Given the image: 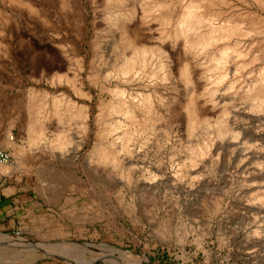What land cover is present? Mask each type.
I'll list each match as a JSON object with an SVG mask.
<instances>
[{
    "label": "rangeland",
    "instance_id": "374dc122",
    "mask_svg": "<svg viewBox=\"0 0 264 264\" xmlns=\"http://www.w3.org/2000/svg\"><path fill=\"white\" fill-rule=\"evenodd\" d=\"M111 1L0 0V150L12 157L6 166H18L20 148L32 149L27 128L33 102L47 113L56 99L63 108L71 105L61 123L53 112L48 116L46 138L28 156L31 170L0 171V185L9 181L35 205L25 231L4 237L51 245L67 254L73 243L107 246L116 257L129 254L128 264H264V104L241 92L253 93L264 80V40L228 45L241 55L220 67L212 59L227 46L214 43L204 49L196 67L204 78L196 92L223 99L204 114L207 126L194 130L188 126L193 91L182 76L184 63L177 56L172 63L164 55L150 58L148 84L156 88L143 92L165 118L150 122L153 131L144 138L145 130L138 129L134 147L139 150L140 141L146 142L145 164L155 176L146 190L138 189L127 185L121 171L97 169L90 161L104 141L98 136V118L114 101L112 93L102 90L95 66L110 72L107 61L124 52L121 31L108 20L131 10L127 0L121 7ZM174 5L180 8L178 0ZM261 18L257 23L264 27ZM55 74L63 77L62 84H51ZM79 111L88 116L87 131L84 120L75 116ZM139 116L143 123L145 114ZM111 120L106 117L104 123ZM63 132L71 145L63 154L52 153L50 145ZM10 137L13 148L5 147ZM0 246V264H66Z\"/></svg>",
    "mask_w": 264,
    "mask_h": 264
},
{
    "label": "bare ground",
    "instance_id": "6f19581e",
    "mask_svg": "<svg viewBox=\"0 0 264 264\" xmlns=\"http://www.w3.org/2000/svg\"><path fill=\"white\" fill-rule=\"evenodd\" d=\"M128 1L130 2L131 10L121 11L113 16L109 15L108 21L114 28H119L123 42L122 49L124 52L127 50L131 51V55L129 54L127 57L123 52L118 58L115 56L111 61H107L106 65H109L110 72L104 65L101 68L95 66L96 73L98 72V75H100L98 78L102 83V90L107 89L112 93L114 101L106 107L105 112L98 118V122L102 126L98 136L104 141L96 147L90 161L91 166L97 169L99 167H112L116 171H121L128 186L135 185L138 189L146 190L150 182L155 178L152 170L147 168L145 164V155L143 153L146 151V142L144 140L140 141L139 150L134 147L133 143L136 135L138 136V129L145 130L141 133L144 138L148 131H153L152 128L147 127L150 122L165 118L163 114L155 110L154 100L151 95L143 92L146 88L155 87L153 84H148L147 69L151 63L150 58L164 55L166 59L170 60L168 62L172 63V58L177 56L176 58L184 63L182 76L187 84L192 86L191 90L193 91L187 106L189 129L194 130L198 126L206 124L204 114L209 111V107L212 109L217 108L223 98L213 95L208 96V94H197L196 86L204 78L203 74H198L196 71L199 62L198 57L203 54V51H206L204 49H207L212 44H224L227 47L222 50L220 58L215 57L212 59L213 64L216 67H220L231 56L241 55L234 51L235 49L229 48L228 45H240L264 40V27L260 22L257 23V20L261 21V16L264 15V0H178L180 8L174 5V0ZM111 2L121 7L126 0H112ZM257 4L260 6L261 16L257 14ZM178 8L179 10H177ZM62 49L65 50V47ZM64 52L69 56L67 47ZM178 59L177 61L179 62ZM82 72L83 69L81 68L80 75ZM199 76L200 78H198ZM224 77L221 76L217 82L223 80ZM62 80V76L55 74L50 82L52 85H60ZM257 85L253 92L254 94H250V89H243L241 92L247 99L262 105L264 104V80L261 79ZM232 86L233 84H231V88ZM242 95L240 96L242 97ZM158 99L160 100L159 104L162 106V98L158 97ZM36 103V101L33 102L30 109L31 112L29 113L31 114L32 122L27 128L30 136L28 141L30 143L29 148H32L31 152L29 149L28 153L25 148H20L17 152L19 157L18 166L10 168L6 165L10 163L11 155L7 151L0 150L1 174L7 175L19 169L31 170L32 163H30L29 168L28 160L32 158L28 159V156L33 155L39 149V145L42 144L46 136L45 122L46 120L48 121V116L51 115V112H53L51 116L57 118L60 123L68 119L67 113L70 111L71 105L63 108L61 101L56 99L53 103L52 111L47 113L46 111L43 112L40 105L37 106L38 103ZM257 107L259 109L261 106L257 105ZM258 112L260 111L258 110ZM140 113H144L146 116V120L144 118L143 123L140 120ZM75 116L84 120L82 128L87 131V114L79 111L78 115ZM106 117H113L114 120L104 123ZM119 119H123V121ZM24 122L22 121V126L26 124ZM127 123L132 124L133 128L131 129V125L129 126ZM109 137H113V140L109 141ZM7 139V141L5 140V147L14 146L11 137ZM70 145L71 140L63 132L50 145L51 147L48 150H52V153L61 152L63 154ZM259 155L262 156L263 153ZM43 186L46 185L43 184ZM4 243H11L21 250H27L28 248L26 242L21 238L13 240L9 237L0 236V245ZM83 248V246L78 244L73 245L69 249V255L72 256V251L79 255L87 253V250L84 252ZM56 251L64 252L62 250ZM114 252L110 247L105 248L104 246L95 245V249L89 255L92 258L109 257ZM119 254L124 261H126L125 258H129L127 253L119 252ZM72 257L75 258L74 256Z\"/></svg>",
    "mask_w": 264,
    "mask_h": 264
},
{
    "label": "crops",
    "instance_id": "0c3cea01",
    "mask_svg": "<svg viewBox=\"0 0 264 264\" xmlns=\"http://www.w3.org/2000/svg\"><path fill=\"white\" fill-rule=\"evenodd\" d=\"M35 207L29 196L9 181L0 185V236L25 231Z\"/></svg>",
    "mask_w": 264,
    "mask_h": 264
},
{
    "label": "water",
    "instance_id": "95a60500",
    "mask_svg": "<svg viewBox=\"0 0 264 264\" xmlns=\"http://www.w3.org/2000/svg\"><path fill=\"white\" fill-rule=\"evenodd\" d=\"M27 243V242H26ZM66 244V243H65ZM72 244V243H71ZM83 246V251L85 252L87 250V253H82L81 251V257L85 258L86 254H90V252H93L95 249V245L93 244H79V243H73ZM3 245H7L10 247H15V245H12L11 243H4ZM107 248V246H104ZM55 247H52L51 245H38V244H32L29 243L27 250L31 253H35L39 256H42L43 258H49L54 259L57 261L64 262L66 264H128V262L124 261L123 259L116 257L115 255L107 256V257H98V258H92L90 260L82 261L79 260V258H73L69 254L66 253H60L56 250H54ZM73 252V251H72ZM71 252V253H72ZM130 264V263H129Z\"/></svg>",
    "mask_w": 264,
    "mask_h": 264
}]
</instances>
